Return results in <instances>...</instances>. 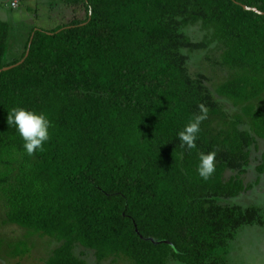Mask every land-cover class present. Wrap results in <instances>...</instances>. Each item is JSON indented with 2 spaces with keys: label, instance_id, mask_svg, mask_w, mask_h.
<instances>
[{
  "label": "trees",
  "instance_id": "trees-1",
  "mask_svg": "<svg viewBox=\"0 0 264 264\" xmlns=\"http://www.w3.org/2000/svg\"><path fill=\"white\" fill-rule=\"evenodd\" d=\"M63 1L72 19L34 29L9 63L10 27L0 19L6 222L59 242L46 264H89L77 245L98 261L209 264L259 216L220 201L249 190L250 146L264 140V0ZM180 19L200 25L204 40L182 35ZM183 46L219 54L226 75L216 93L204 74L191 75ZM217 99L237 108L232 121ZM14 107L49 120L42 150L28 155L7 124ZM201 107L206 118L189 149L178 133ZM215 117L223 129L212 128ZM207 153H215V172L204 180L197 167ZM261 160L262 171L264 151ZM11 248L15 256L29 250L25 240Z\"/></svg>",
  "mask_w": 264,
  "mask_h": 264
},
{
  "label": "rangeland",
  "instance_id": "rangeland-1",
  "mask_svg": "<svg viewBox=\"0 0 264 264\" xmlns=\"http://www.w3.org/2000/svg\"><path fill=\"white\" fill-rule=\"evenodd\" d=\"M13 2L18 6L14 7ZM74 15L73 10L63 0H0V19L9 24V37L6 42L4 62L20 59L34 29H53L69 22ZM180 33L191 41L204 40L205 32L200 25H192L180 19ZM187 55V69L192 76L202 73L206 76V84L215 92L216 86L224 79L226 73L219 60V54L212 51V46L205 50L191 51L183 46ZM218 98L217 96H215ZM226 113L228 121H232L238 110L231 102L217 99ZM262 102L264 103V97ZM224 120L215 117L212 121L214 130L223 129ZM243 128H247L243 125ZM264 151V140L259 139L250 146L249 164L245 181L249 190L235 198L220 201L222 204L237 205L243 208L255 207L259 216L255 222L242 226L224 247H222L209 264H264V170H260L261 156ZM5 170L0 166V174ZM233 174L229 172L228 175ZM1 178V176H0ZM7 202L0 185V264H46L52 250L59 245L54 238L31 234L27 229L6 222ZM25 240L29 250L25 255L12 254V244ZM78 257L89 264H133L125 256H111L98 261L94 251L81 245L75 247ZM169 264H184L171 258Z\"/></svg>",
  "mask_w": 264,
  "mask_h": 264
},
{
  "label": "clouds",
  "instance_id": "clouds-1",
  "mask_svg": "<svg viewBox=\"0 0 264 264\" xmlns=\"http://www.w3.org/2000/svg\"><path fill=\"white\" fill-rule=\"evenodd\" d=\"M201 115L192 118L178 133V138L189 149L195 148V141L200 132V123L206 118V110L201 107ZM7 124L14 126L23 139V148L28 155L42 150L43 144L49 139L50 122L43 113H36L24 108L14 107L7 115ZM215 153L200 154L197 172L208 180L215 172Z\"/></svg>",
  "mask_w": 264,
  "mask_h": 264
},
{
  "label": "water",
  "instance_id": "water-1",
  "mask_svg": "<svg viewBox=\"0 0 264 264\" xmlns=\"http://www.w3.org/2000/svg\"><path fill=\"white\" fill-rule=\"evenodd\" d=\"M246 9H250V10H253V11H255V12H258V13H262L261 11H259L258 10V8H256V7H248V6H244ZM32 38H33V35H32ZM28 53H29V51L27 52V54H26V56L28 55ZM25 59V58H24ZM24 59H22V61H20V62H18V63H16V64H13V65H10V66H6V67H4L2 70H8V69H10V68H13V67H15V66H17V65H19L20 63H22L23 61H24Z\"/></svg>",
  "mask_w": 264,
  "mask_h": 264
},
{
  "label": "built area",
  "instance_id": "built-area-1",
  "mask_svg": "<svg viewBox=\"0 0 264 264\" xmlns=\"http://www.w3.org/2000/svg\"><path fill=\"white\" fill-rule=\"evenodd\" d=\"M12 5H13L14 7H17V6H18L17 2H13Z\"/></svg>",
  "mask_w": 264,
  "mask_h": 264
}]
</instances>
